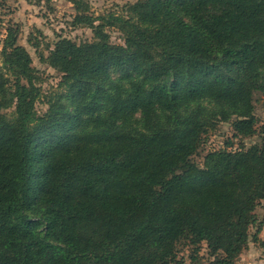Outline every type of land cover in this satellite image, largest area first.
<instances>
[{
  "label": "trees",
  "instance_id": "16d2710c",
  "mask_svg": "<svg viewBox=\"0 0 264 264\" xmlns=\"http://www.w3.org/2000/svg\"><path fill=\"white\" fill-rule=\"evenodd\" d=\"M71 2L95 40L49 51L61 81L44 113L31 56L16 31L4 42L0 264H174L204 244L236 264L264 201V0H138L99 18ZM222 124L239 145L197 162Z\"/></svg>",
  "mask_w": 264,
  "mask_h": 264
},
{
  "label": "rangeland",
  "instance_id": "374dc122",
  "mask_svg": "<svg viewBox=\"0 0 264 264\" xmlns=\"http://www.w3.org/2000/svg\"><path fill=\"white\" fill-rule=\"evenodd\" d=\"M72 0H0V64L2 51L8 31L17 32V45L26 49L33 61L41 82L43 102L37 104V111L42 114L47 110L44 102L54 92L61 81V74L52 69L45 58L59 39H68L77 44L93 42L95 40L92 29L77 27L74 19L77 16ZM89 7L88 15L99 18L109 14L126 16L130 5L138 0H83ZM113 44L123 45V35L117 29L107 28ZM263 96L256 95L255 109L259 121L258 131L264 127ZM259 131V132H260ZM231 140L235 148L240 140L233 138V131L229 124H222L219 128L205 138L203 146L196 160L203 162V158L212 151L226 148ZM258 138L245 140L250 146ZM257 226L251 230V240L247 244L236 264H264V201L256 211ZM256 237V240H253ZM256 241V242H254ZM213 259L206 245L202 246L198 254L190 248H182L177 263L174 264H212Z\"/></svg>",
  "mask_w": 264,
  "mask_h": 264
}]
</instances>
